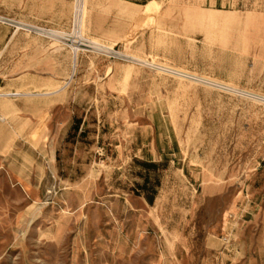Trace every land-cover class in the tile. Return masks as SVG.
Wrapping results in <instances>:
<instances>
[{
    "label": "rangeland",
    "instance_id": "374dc122",
    "mask_svg": "<svg viewBox=\"0 0 264 264\" xmlns=\"http://www.w3.org/2000/svg\"><path fill=\"white\" fill-rule=\"evenodd\" d=\"M0 264H264V0H0Z\"/></svg>",
    "mask_w": 264,
    "mask_h": 264
}]
</instances>
